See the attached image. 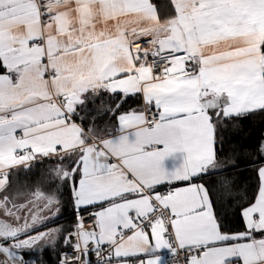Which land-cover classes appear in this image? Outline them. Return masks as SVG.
I'll return each instance as SVG.
<instances>
[{
	"label": "snow or ice",
	"instance_id": "6c2138e0",
	"mask_svg": "<svg viewBox=\"0 0 264 264\" xmlns=\"http://www.w3.org/2000/svg\"><path fill=\"white\" fill-rule=\"evenodd\" d=\"M169 8L165 19L152 0H0V264H25L16 250L62 231L35 228L59 211L56 195L18 203L9 191L13 169L53 158L52 183L72 181L77 213L61 264L92 253L97 264H264V167L234 233L192 182L226 170L218 122L264 110V0ZM104 93L116 109L130 96L144 105L107 136L75 122Z\"/></svg>",
	"mask_w": 264,
	"mask_h": 264
},
{
	"label": "trees",
	"instance_id": "16d2710c",
	"mask_svg": "<svg viewBox=\"0 0 264 264\" xmlns=\"http://www.w3.org/2000/svg\"><path fill=\"white\" fill-rule=\"evenodd\" d=\"M152 2L158 7L161 17L166 19L170 11V0ZM117 103L119 97L107 93L95 100L90 98L85 106L78 108L75 122L81 124L85 130L93 128L98 134L107 136L108 132L117 126L118 115L140 109L142 99L130 96L119 109H116ZM261 145H264V110H255L240 117L218 122V162L224 165L226 170L203 175L201 182L208 189L213 210L221 219L226 231L234 233L244 230L241 209L254 202L258 195L260 185L258 169L264 164ZM57 163L56 158L46 159L44 163H33L30 169L26 170L20 166L10 173L9 191L13 195L20 194L18 203H26L32 199V193L36 190L54 194L59 200V211L53 209L49 219L47 213L46 220L35 226L37 232L62 229L56 233L57 238L53 245L34 251L43 242L41 241L30 249H23L26 250L23 252L24 258H33L38 264H60L59 252L67 248L63 237L73 229L77 221L71 192L72 181L69 180L67 184L60 181L52 183L51 170ZM76 179L78 180V177ZM82 212L83 210L80 213ZM27 214L26 210L25 215ZM23 238L25 237L21 236V239Z\"/></svg>",
	"mask_w": 264,
	"mask_h": 264
},
{
	"label": "built area",
	"instance_id": "2783aa9c",
	"mask_svg": "<svg viewBox=\"0 0 264 264\" xmlns=\"http://www.w3.org/2000/svg\"><path fill=\"white\" fill-rule=\"evenodd\" d=\"M162 192H166L168 191V187H164L163 189H161ZM93 212L92 210H89L87 212L83 211L82 213H80L82 216L85 217V220H84V223H85V226H88L92 223V220L91 219H88V216L89 214ZM75 241H71L70 243H74ZM65 253H68L69 254V258H71V248L70 247H67L66 249L64 250H61L59 252V261H60V264H61V259L63 258V254ZM165 257L166 260H171V259H174L173 257H170L169 253L166 252L164 253L163 255ZM7 258L5 256H3L2 254H0V260H6ZM87 259H89L92 264H97V257L95 255V253H92L89 257H87ZM23 261L25 262V264H38L35 259L33 258H23ZM9 264H11V262H9ZM129 264H132V262L130 261ZM136 264H138V262H136Z\"/></svg>",
	"mask_w": 264,
	"mask_h": 264
},
{
	"label": "rangeland",
	"instance_id": "374dc122",
	"mask_svg": "<svg viewBox=\"0 0 264 264\" xmlns=\"http://www.w3.org/2000/svg\"><path fill=\"white\" fill-rule=\"evenodd\" d=\"M25 212H26V209L25 210H23L22 211V216L23 215H25ZM48 213V215H49V217H48V219L50 218V216L52 215V212H44V217H46L47 218V216H45L46 214ZM46 218L43 220V222L46 220ZM23 222V219H21V221H20V223H22ZM39 224V223H38ZM11 241H9V243H10ZM53 243L54 242H52L51 240H46V241H43L42 243H40V245L38 246V247H36V249L34 250V251H36V250H41V249H43L44 247H46V246H52L53 245ZM17 251V254H18V256L19 257H21L22 259L25 257L24 255H23V252L24 251H26V250H23V249H20V250H16Z\"/></svg>",
	"mask_w": 264,
	"mask_h": 264
},
{
	"label": "crops",
	"instance_id": "0c3cea01",
	"mask_svg": "<svg viewBox=\"0 0 264 264\" xmlns=\"http://www.w3.org/2000/svg\"><path fill=\"white\" fill-rule=\"evenodd\" d=\"M141 99H142V97H141ZM143 99H142V106L140 107V109H142L143 108ZM140 109H138V110H140ZM119 116V115H118ZM117 124H118V120H117ZM262 167H264V164L263 165H261L260 167H259V169L260 168H262ZM259 169H258V175H259ZM202 179H203V175L201 176V177H199V178H194L193 179V183H195V184H202ZM78 180H79V177H78ZM78 180H77V182H78ZM259 180H260V185H261V178H260V176H259ZM203 185V184H202ZM260 185H259V187H260ZM183 186H186V184L185 183H178L177 185H176V187H183ZM164 187H167V186H164ZM164 187H161L160 188V191L162 192V190L161 189H163ZM259 191V190H258ZM83 209H81V211H82ZM89 210H92V211H94V209H92V208H89ZM167 252V250H163L162 252H161V255H164V253H166ZM144 259H147V257H144Z\"/></svg>",
	"mask_w": 264,
	"mask_h": 264
}]
</instances>
